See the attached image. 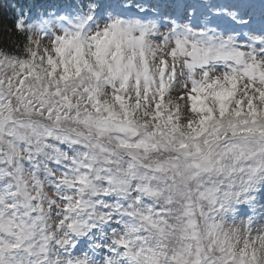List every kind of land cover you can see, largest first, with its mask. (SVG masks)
Instances as JSON below:
<instances>
[{
  "label": "clouds",
  "instance_id": "obj_1",
  "mask_svg": "<svg viewBox=\"0 0 264 264\" xmlns=\"http://www.w3.org/2000/svg\"><path fill=\"white\" fill-rule=\"evenodd\" d=\"M91 2L0 50V264H264V26Z\"/></svg>",
  "mask_w": 264,
  "mask_h": 264
},
{
  "label": "snow or ice",
  "instance_id": "obj_2",
  "mask_svg": "<svg viewBox=\"0 0 264 264\" xmlns=\"http://www.w3.org/2000/svg\"><path fill=\"white\" fill-rule=\"evenodd\" d=\"M14 9L17 13L16 15V23L15 27L17 31H28L30 29H37L41 32H45L49 26V20L43 18H37V23L33 25L30 23L32 20V16L27 15V13H33L35 15V9L44 7L50 8L52 5H43V4H28L25 0H17L16 5H9ZM88 12L84 15L79 17L81 21L83 20H92L95 17L92 15L93 11L95 10V14L97 16H102L106 9L113 8V4L111 0H102L101 7L99 9H95V0H92L91 3L87 5ZM155 7L159 8L160 15H169V16H177L187 18L189 8H196L198 16L201 15V9L197 6L193 0H157ZM220 8H227L229 10L235 9V12H232L233 16H236L237 13L239 17L243 19L244 17L249 18V22L245 24V26H255V25H262L264 26V2L261 0H227L226 3L218 5ZM115 10V9H113ZM120 14H123L121 12ZM27 15V19L25 18ZM62 20H68L71 22L70 17H61ZM218 20H223V15L217 17ZM123 24V21L120 19H113L111 24H109L105 29L104 32L107 34L111 29L117 28ZM27 25V28L25 26ZM77 28H82L83 23L76 26ZM141 29L142 32L146 31V26L137 25ZM190 31V29H189ZM81 33L78 31L76 33H71L68 29H65L64 36H58L55 38L57 42H64L71 39H75L79 37ZM30 37L25 36V51L29 52L28 45L30 44ZM58 52L60 48L57 47L56 49ZM264 95V93H262ZM252 264H256V261L259 259L255 250H253L251 257H250Z\"/></svg>",
  "mask_w": 264,
  "mask_h": 264
},
{
  "label": "trees",
  "instance_id": "obj_3",
  "mask_svg": "<svg viewBox=\"0 0 264 264\" xmlns=\"http://www.w3.org/2000/svg\"><path fill=\"white\" fill-rule=\"evenodd\" d=\"M28 4H43L52 5L61 2V0H25ZM74 2V0H73ZM17 0H0V50H13L18 45L22 46V42L25 40V36L16 30V15L12 7L9 5H16ZM44 10V7L36 8L35 15L33 13H27L29 16H36ZM48 11L52 10V7L47 8Z\"/></svg>",
  "mask_w": 264,
  "mask_h": 264
},
{
  "label": "rangeland",
  "instance_id": "obj_4",
  "mask_svg": "<svg viewBox=\"0 0 264 264\" xmlns=\"http://www.w3.org/2000/svg\"><path fill=\"white\" fill-rule=\"evenodd\" d=\"M218 2H223V0H218ZM261 2H264V0H261ZM39 18H42L41 16ZM30 22H35L37 23V19L36 20H31Z\"/></svg>",
  "mask_w": 264,
  "mask_h": 264
}]
</instances>
